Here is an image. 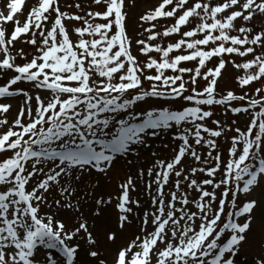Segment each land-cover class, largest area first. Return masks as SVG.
<instances>
[{
  "label": "snow or ice",
  "instance_id": "obj_1",
  "mask_svg": "<svg viewBox=\"0 0 264 264\" xmlns=\"http://www.w3.org/2000/svg\"><path fill=\"white\" fill-rule=\"evenodd\" d=\"M138 6L0 7V264H264V0Z\"/></svg>",
  "mask_w": 264,
  "mask_h": 264
},
{
  "label": "rangeland",
  "instance_id": "obj_2",
  "mask_svg": "<svg viewBox=\"0 0 264 264\" xmlns=\"http://www.w3.org/2000/svg\"><path fill=\"white\" fill-rule=\"evenodd\" d=\"M32 2H33V0H28L29 5H31ZM87 2H88V0H64L65 6L68 4H74V3H84L86 5ZM138 2H139V6L133 10V12L129 18V21H128V29H129L130 33L133 31V28L135 26L136 17H138V15L141 12H143L146 8H148L150 5L155 4L157 2V0H138ZM3 4H4V0H0V7H3ZM65 10L75 11V9H67V7ZM26 12H27V8L25 9V14H26ZM19 18L21 20H23L25 18V16L21 15ZM162 23H166V22H162ZM252 23L255 24L257 27V30H259V28L264 27V18L257 16L256 19ZM19 47H21L20 44L17 45V48H19ZM27 50L29 51V53H31V49H27ZM236 74H237L236 71L234 69H232L231 66H229L228 71L225 73V80L222 81L220 84V90L221 91H223L225 88L236 89V84L233 81V77ZM255 86H257V85H253V87H255ZM145 87H147V82H145ZM236 90L239 91L238 89H236ZM33 91H35V90H33ZM10 102L13 104V109H12L11 115H14L18 101L12 100ZM141 106L147 107V105H143V104ZM165 106H167V105H165ZM215 113H216V115L214 116V119H222L225 121V123H230L231 119L234 118V117H232L231 113H229L227 117H224L222 106H216ZM11 115L9 118H11ZM245 119L246 118L244 116L239 117L241 127H243ZM209 124H211V121H209ZM233 134L234 133H231V132L227 133V135L229 137ZM169 139H170L169 134L165 133L163 136L156 139L155 145L157 147H160V146H162V142H168ZM220 143H221V150L224 151L225 156H227L226 149L228 148V143L226 141H224L223 139H221ZM201 151H204V150L201 149ZM43 258H44V252L41 251L37 256V259L42 261Z\"/></svg>",
  "mask_w": 264,
  "mask_h": 264
}]
</instances>
